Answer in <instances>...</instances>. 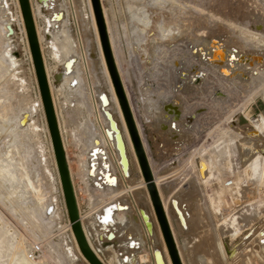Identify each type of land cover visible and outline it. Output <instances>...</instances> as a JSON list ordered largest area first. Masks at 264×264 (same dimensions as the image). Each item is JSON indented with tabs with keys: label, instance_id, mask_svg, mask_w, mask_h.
Here are the masks:
<instances>
[{
	"label": "rangeland",
	"instance_id": "1",
	"mask_svg": "<svg viewBox=\"0 0 264 264\" xmlns=\"http://www.w3.org/2000/svg\"><path fill=\"white\" fill-rule=\"evenodd\" d=\"M30 1L42 37L44 62L53 80V94L80 213L85 215L82 220L89 237L100 247L95 208L123 198L119 191L112 193L111 189L103 192L94 188L93 194L86 190L87 182L90 186L92 183L88 174L89 142L100 127L88 92L85 64L75 31L70 32L67 40L61 32L62 16L74 30L69 0H49L46 4L41 0ZM77 1L90 25L88 32L95 54L91 57L86 32L85 52L97 96L103 93L107 97L108 108L120 126L128 149L92 26L90 2ZM5 3L12 21L9 20L12 23L10 35L14 44L10 49H5V45L0 47V165L11 164L17 177L9 181L8 171L0 172V264H88L76 246L70 227L19 0H5ZM91 3L107 67L113 81L109 58L128 117L142 145L151 180L144 171L115 87L117 97L151 195L150 182L156 189L173 241L176 263L182 264L159 191L169 201L179 243L187 245L183 250L186 263L223 264L217 260V253L212 250L214 242L209 238L232 235L236 227L248 225L254 228L255 236L242 241L239 252L242 259L232 264H264L258 235V231L264 235V0H91ZM259 25L261 28L255 27ZM211 40L219 42L224 57L214 54ZM65 43L72 53L63 51ZM70 54L77 55L74 71L66 82L57 84L56 75L64 73ZM6 55L12 58L10 62ZM78 72L82 74V81L73 87ZM146 108H157L161 112L157 115L151 111L153 126H149L144 117ZM28 109L37 127V136L25 141L23 151H17L11 146L17 120L15 123L10 120L14 115L21 118ZM164 120H168V132L157 123ZM22 121L27 128V122ZM178 136L179 141L173 142ZM128 152L131 156L129 149ZM201 161L211 165L207 163L211 177L205 182L199 175ZM22 162H25L23 167ZM112 169L115 170V166ZM106 170L105 166L100 169L101 175ZM23 172H29L37 185L34 189L22 185ZM135 178L133 183H138L139 177ZM139 195L141 207L147 209L145 196ZM174 195L180 197L179 201L194 221L188 231L183 232L177 226L170 202ZM155 208L158 213L156 203ZM195 216L197 220L193 219ZM208 245L212 252L206 250L210 248ZM145 247V253L149 254L148 245ZM100 253L104 259H109L107 252Z\"/></svg>",
	"mask_w": 264,
	"mask_h": 264
},
{
	"label": "bare ground",
	"instance_id": "2",
	"mask_svg": "<svg viewBox=\"0 0 264 264\" xmlns=\"http://www.w3.org/2000/svg\"><path fill=\"white\" fill-rule=\"evenodd\" d=\"M48 1L49 0H41V2L45 3V4ZM89 2H90V7H91V14H92V21H91L92 26H93L95 33H96V38H97L98 44H99V46H98L99 50L101 52V55L103 56V57L101 56L103 58V63L106 66V67H104L105 68L104 72H106L105 74L109 77L108 78L109 79L108 82L110 84L109 89H111L113 99L118 106V110H119L118 114H120V118H121L122 126H123L122 128H124V131H125L124 137H125V140L127 142L128 149H129V151H131V156L129 155L128 149L125 145L120 126H119L115 116L113 115V113L110 112V107L108 108V105H109L108 102L109 101H108L107 97L105 96V94L102 93L101 96H99V98H98L97 92H96L97 90L95 88V82L90 75V68L88 65L87 55L85 52V43L87 42V40L84 36L85 35L84 33L86 32L88 34V37H89L88 43L90 44V52H91L90 54H91V57H93L95 54V49H94V46L92 43V38L88 32V28L90 29V27H89L90 25H89L88 21L85 19L86 17L84 15V11H83L82 6L79 3V1L69 0V5L71 8V14H72V17L74 19V30H73V27H68V24H67L65 18H63V16L61 15L62 16L61 17L62 19H60V22L62 20L61 32H62V35H64V37H66V40H67L70 37V32L75 31V34H76L77 40H78V44L80 47V53H81V56H82V58L84 60V64H85V70H86V73H85L86 78L85 79H87V82H88V87H89L88 92L90 93L91 103H92V107L94 109V115H95L96 121L100 127V131L95 133L92 140H90V142H89L90 149L88 151V158H89V163L91 164V166L89 167L88 174L91 178L92 183L90 186V185H88V182H87V186H86L87 189L86 190H88L89 192L92 193V191H93L92 189H94V188L100 189L103 192L111 189V192L113 190L112 193H114V192L117 193V191H119L118 194L121 195L123 198V199H121V201H116V202L111 201V203L106 202L103 204L102 208H100V209H99V207L95 208L96 209L95 218H96V225H97V230H98V232L96 231L97 232V241L99 240V242H100V247H97L94 244V242L92 241V239L89 237L87 229L84 225L83 217L85 215L80 213V207H79L78 200H77L78 197H77L76 191H75L77 205H78V209H79V216H80L79 218H80V221L82 224L83 231L85 233V236L88 240L89 245L95 251V253L99 257V259L104 264H140L139 262H141V261H142L141 262L142 264H149L150 262H151L150 264H177L176 260L173 256V252H172V248L170 246V242L166 238V234H165V231L163 229L161 219H160L158 213L156 212L155 203H154L153 197L150 193V190L147 186L146 178L142 172L140 161H139V158H138L136 150H135L134 141L132 139L130 130L128 128V124H127L125 115H124L122 108H121V105L119 103L117 93L115 90V86H114L113 81L111 79V76H110V73H109V70L107 67V63H106V60H105V57L103 54L102 44L100 42L101 40H100V35H99V29L97 26L95 13H94V9H93L91 0H89ZM5 4H6L5 0H0V17H2V20L0 19V21H1L0 22V47L2 45H5L4 46V47H6L5 49H10L11 47H13L11 44H14V43H12V40H11V37H13V36L10 35V32L12 31V26H11L12 23L10 24L11 20L9 18V14H8V11L5 7ZM30 5H31L32 15H33V19H34L35 28H36V34L38 37V41H39V45H40V49H41L42 57H43V61H44L42 37H41L40 31H39L40 29H38V26L36 24V22H38V21L35 20V16H34L35 12H34V9L32 8L31 1H30ZM19 6H20V2H19ZM20 9H21V6H20ZM21 14H22V10H21ZM21 17L23 18V21H24L23 14ZM24 26H25V22H24ZM107 26L109 27V25H107ZM255 27L261 28L260 25L255 26ZM25 31H26V26H25ZM26 33H27V31H26ZM51 35H54V34H51ZM27 37H28V35H27ZM51 37L53 38V36H51ZM54 40H55V38H54ZM28 42H29V40H28ZM210 46H211V49L213 50L215 55H220L221 57H224L225 52L223 53V51H222L223 49H221V47L219 46V42L217 40H211ZM29 47H30V44H29ZM63 51H65L67 53H72L71 49L68 48L66 43L63 44ZM30 52H31V50H30ZM3 53H6V51H4ZM3 53H2V55H3ZM31 55H32V53H31ZM6 56L8 57V55H6ZM76 56L77 55L70 54L67 57V60L65 63L64 73L59 72L56 75L55 80H56L57 84H59V83L62 84L61 82H66V80L69 77H71V74L73 73L74 67H75ZM256 58L259 60V59H261V56H257ZM6 59H8L9 62H10V60H12V58L10 56ZM32 59H33V57H32ZM33 64H34V61H33ZM44 65H45L46 75H47V79H48V83H49V89H50L55 113H56L57 120H58L60 134L62 137V141L64 144L65 153H66L65 139L63 138L65 135H63V131H62V127H61V121H60L59 116H58V111L56 108L57 105H56L54 94H53V83H52L53 80L51 81L52 78L50 77V73H49V70H48L45 62H44ZM34 68H35V66H34ZM81 75L82 74L81 73L79 74V72H78V74L75 76L74 82L72 83L73 87H75V86H77V84L81 83V81H82ZM37 81H38V79H37ZM38 85H39V83H38ZM39 90H40V87H39ZM40 94H41V92H40ZM81 97H83V95ZM84 98H85V96H84ZM0 99H2V98H0ZM1 103H2V101H1ZM41 105L44 108L42 96H41ZM148 112H149V110H147V108L143 110V114H144L145 118H148V115H149ZM44 114H45V118H46L47 126H48V120H47V116L45 113V109H44ZM172 115L177 116L176 114H174V112H172ZM11 116H12V114H11ZM262 117H263V121H264V114H262ZM11 118H13L10 120L11 123H13V122L15 123L17 120V122H16L17 124L14 126V127H16L14 130L15 140L13 141V144L11 146H14L17 149V151H20L21 147H23V146L25 147V145H26L25 141H28L31 137L34 138L35 136H37V127H36L35 123L33 122L32 113L29 109H28V111H26L23 114V116L21 118L18 119V116H15V115ZM22 119H23L22 122H24V123L27 122V124H28L27 128H24V126L26 124L24 125L23 123H21ZM29 120H30V122H28ZM165 125L166 124L164 123L161 126L164 127ZM168 128H169V126H168ZM11 129H12V127H11ZM165 129L166 128H164L163 130L168 132L169 129L168 130H165ZM48 130H49V134H50L49 126H48ZM138 130H139V128H138ZM50 139H51V143H52L51 134H50ZM31 140L32 139H30L29 141H31ZM37 142H39V141H37ZM52 148H53V152H54L53 143H52ZM23 150L24 149L22 148L21 151H23ZM24 153H26V152H24ZM23 155H25V154H23ZM31 156H33V155H31ZM54 156H55V152H54ZM22 157H24V156H22ZM25 157H26V155H25ZM27 157H28V155H27ZM66 158H67V154H66ZM27 159L28 158H26V161L28 162L29 159L28 160ZM55 160H56V157H55ZM67 162H68L71 180H72V183L74 185L73 176H72V169H71L70 163L68 161V158H67ZM207 163L210 165L209 162H205V161L199 162V168H198L199 169V175L201 176V177L199 176L200 180L204 181V182L206 179H209L211 177V173L209 172L210 170L208 169V171H207V168H210L211 165H210V167L209 166L207 167ZM21 164L23 167V164H25V162L24 163L22 162ZM56 164H57V162H56ZM104 166L107 170L105 172H102V175H101L100 169H103ZM113 166H115V168H116L115 170L112 169ZM255 166L257 167L256 164H255ZM10 167H11V164H7L6 166L0 165V172L5 173V171H8L7 173L10 174V178H11L9 181H12L17 177L16 176L17 173L15 174V172H13L14 170H12ZM57 168H58V166H57ZM26 169H28L27 164H26ZM134 169L136 170L135 174L139 177V179H138L139 182L138 183L135 182L136 184L133 183V180L136 179L135 178L136 175L133 173ZM24 170H25V168H24ZM206 171L208 172V175L206 174ZM23 173H25V172H23ZM28 173L24 174V178L22 177L23 178V184L22 185H25V187L30 190V188L34 189L35 186H37V185L34 184V182L29 177L30 174H28ZM21 175H23V174H21ZM86 176H84V178H86ZM59 179H60V175H59ZM87 180H88V178H87ZM4 182H6V181L3 180V183ZM19 182H21V181L19 180ZM60 182H61V179H60ZM139 185H141V186H139ZM61 186H62V183H61ZM140 189H143V192H141L142 190L139 191ZM74 190H75V188H74ZM62 191H63V188H62ZM141 193L145 196L146 204L148 206L147 209H145V208L143 209L141 207V196L139 195ZM37 195H39V194H37ZM92 196L94 197V195H92ZM123 196H125V197H123ZM159 196H160L161 201L163 203L164 214H165V216L168 220V223L170 225L171 233H172L174 242L176 244V250L178 252V256L180 257V261L182 264H188V263H186L187 260H185L184 259L185 257L183 256V254H184L183 250L186 248L187 245H186V243L184 245H182L181 243H179V240L177 239V230L174 227L175 223H173V219L171 217V213H170V209H169V203H168L169 201H167V199L165 198L164 194L161 191H159ZM179 198H180L179 196H175V197L172 196L170 202H171V205H172L174 212L176 213L175 216L177 217V222H178L177 224H179L177 226H179L181 228V230L183 232H185V231H188V227L193 220L191 219L192 218L191 214H189L187 211L184 210L181 202L179 201ZM101 210H103V212H101ZM104 210L106 211V213H104ZM197 218L198 217L195 216L193 219L197 220ZM233 224H235V223H233ZM242 224H243V222H242ZM70 227H71V223H70ZM71 230H72V227H71ZM122 230L124 232L125 231L128 232V235H129L128 246L129 247L124 246L125 248L123 250H120V249L115 248V244L119 243V245H120L121 237L124 236V232ZM233 230H234V233L232 235L226 234L223 236L221 235V238H217V235L215 234L216 232H214V235H216V236L214 238L212 236H210L212 238H209V239H212V241L214 242L213 243L214 246L212 244V246H213L212 250L216 251L217 257H218L217 260L219 259V261L222 262L223 264H232L233 262L240 260L241 256H240L239 252L241 253L240 245L242 244V241L244 242L245 240H249L250 238H253L255 236L254 228L250 229L248 227V225H247V227H243L241 225V226L236 227ZM118 233L119 234L122 233L121 236H119ZM72 234H73V237H74V240H75V243H76V246H77L79 252L82 254L85 261L88 264H91L90 261L82 253V251L78 245V242L76 240V237L74 235L73 230H72ZM209 235H212V234L210 233ZM258 235L260 236L259 237V241H260V247L259 248L261 249V251L264 254V235L263 236L260 235L259 231H258ZM186 240L184 242H186ZM122 243H124V242H122ZM122 243H121V245H122ZM146 244L148 245V250L150 252L149 254L145 253V250H146L145 245ZM159 245L161 246L160 250L158 249ZM191 245L192 244H190V247H191ZM210 245H208V246L210 247ZM98 248H99V250H98ZM128 248H130V249L134 248V254L129 253ZM208 249L210 250L211 247L207 248L206 250L208 251ZM104 250H105V252H107V254L109 256L108 260L104 259V257H102V255L100 253L101 251L103 253H105ZM142 254H144V256H142ZM257 256H260V255L257 254ZM139 258L141 261L139 260ZM205 258H206V256H205ZM215 258L216 257H214V259ZM212 261L215 262V260H212Z\"/></svg>",
	"mask_w": 264,
	"mask_h": 264
},
{
	"label": "water",
	"instance_id": "3",
	"mask_svg": "<svg viewBox=\"0 0 264 264\" xmlns=\"http://www.w3.org/2000/svg\"><path fill=\"white\" fill-rule=\"evenodd\" d=\"M19 2H20L23 17H24V22H25L28 40L30 44V50L32 53L35 71H36V75H37V79H38V83L40 87V92H41V96H42V100L44 104V109H45V113H46L47 120H48V126L50 129L56 162L58 166V171H59V175H60V179L62 183L65 203H66V207H67V211L69 215V221L71 223V227L76 237V240L78 242V245L82 253L84 254V256L90 261L91 264H104L99 259L95 251L89 245L88 240L83 231L80 218H79L80 217L79 209L77 205L74 185L71 180L70 171H69L68 162H67L66 153H65V148H64V144H63L62 137L60 134L58 120H57V116L55 113V109H54V105H53V101H52V97H51V93L49 89V83H48V79L46 75L42 52H41L38 37L36 34V28L34 24L33 15H32L30 0H19ZM108 60H109V67H110V71H111V75H112L115 87L118 91L124 112L126 113L128 124L130 125V129L133 132V135L135 137L136 145L139 150V154L141 155L140 158L142 160L144 171L148 179L151 180L150 178L151 176L148 173V170L146 169V165L144 162L145 159H144V153L142 150V145H140V142L138 140V135L136 133V129L133 123L131 122L130 117H128L126 106L124 104V96L122 95V91L120 90V84H118V79H116V76L112 69V65L110 63V59L108 58ZM150 188L152 191V195L154 197V201L156 203L157 211L160 215V219H161L163 229L166 234V238L170 241L171 243L170 246L172 248L173 255L176 258L173 241H172L169 229L166 224V219L163 215V210H162L158 195L156 193V189L152 188V182H150ZM176 261H177V258H176Z\"/></svg>",
	"mask_w": 264,
	"mask_h": 264
},
{
	"label": "crops",
	"instance_id": "4",
	"mask_svg": "<svg viewBox=\"0 0 264 264\" xmlns=\"http://www.w3.org/2000/svg\"><path fill=\"white\" fill-rule=\"evenodd\" d=\"M151 111H153V112H156V114L157 115H160V111H159V109H157V108H155V109H153V110H149V115H148V118H145L146 119V121H148V124H149V126H153L154 125V122H152L151 121ZM161 118H163V116H161ZM162 121V120H161ZM161 121H158L157 123L159 124V127H161L162 129H164V128H166L165 130H168L169 128H168V120H164L162 123H161ZM166 124L164 127H162L161 125L162 124ZM155 125H156V123H155ZM169 131V130H168ZM179 136L178 137H176V138H173L175 141H173V142H178L179 141ZM183 206V205H182ZM184 208V207H183ZM185 211H186V209H184ZM188 213H189V211H187ZM190 214V213H189ZM95 226H96V228H97V225H96V223H95ZM121 231V230H120ZM123 231V230H122ZM124 232V231H123ZM119 234V233H118ZM122 234V233H121ZM121 234H119V236H121ZM128 236V237H127ZM135 236V235H134ZM129 240V235H128V232H124V236H122L121 237V243L122 242H124V243H122V245H121V243H120V245H119V243L117 244H115V248L116 249H120V250H123L126 246H128V241ZM122 246V247H121ZM125 246V247H124ZM120 247V248H119ZM129 247V246H128ZM132 249V248H131ZM130 248H128V252L129 253H131V254H134V248L131 250ZM131 251V252H130ZM133 251V252H132Z\"/></svg>",
	"mask_w": 264,
	"mask_h": 264
},
{
	"label": "built area",
	"instance_id": "5",
	"mask_svg": "<svg viewBox=\"0 0 264 264\" xmlns=\"http://www.w3.org/2000/svg\"><path fill=\"white\" fill-rule=\"evenodd\" d=\"M98 250H99V248H98ZM31 254V253H30ZM29 256H32V255H29Z\"/></svg>",
	"mask_w": 264,
	"mask_h": 264
}]
</instances>
